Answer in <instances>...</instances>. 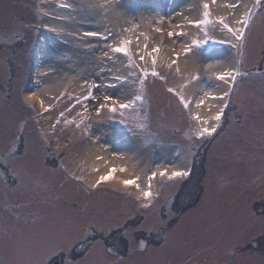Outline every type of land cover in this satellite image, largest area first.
Instances as JSON below:
<instances>
[{
	"label": "rangeland",
	"instance_id": "rangeland-1",
	"mask_svg": "<svg viewBox=\"0 0 264 264\" xmlns=\"http://www.w3.org/2000/svg\"><path fill=\"white\" fill-rule=\"evenodd\" d=\"M101 1L0 0V264H264V0L235 32L241 39L219 23L240 0H194L183 18V0ZM106 2L121 15L107 20ZM205 3L207 19L219 10L212 29L202 22ZM176 30L179 38L167 37ZM123 41H131L132 67L113 52ZM197 42L204 60L239 55L235 89L213 124L221 128L203 138L193 110L203 111L194 98L204 83L181 68ZM137 94L142 101L122 115L118 104ZM103 135L120 139L109 159L122 146L133 158L150 153L152 167L166 163L150 199L121 178L91 179V150ZM180 158L187 167L168 170ZM179 171L188 175L174 177ZM141 232L160 243L148 245ZM106 236L127 252L98 238Z\"/></svg>",
	"mask_w": 264,
	"mask_h": 264
},
{
	"label": "bare ground",
	"instance_id": "bare-ground-1",
	"mask_svg": "<svg viewBox=\"0 0 264 264\" xmlns=\"http://www.w3.org/2000/svg\"><path fill=\"white\" fill-rule=\"evenodd\" d=\"M102 1L104 2L106 0H102ZM109 5L111 7L115 6L118 8L121 6V3H119V1H116L111 4L109 3ZM75 6L76 4L73 3V7H70L71 10L76 11L77 9H75ZM183 6L184 7L180 9V11L177 13L178 17L181 16L183 18L185 17L186 14L192 11L193 7L195 6L194 0H183ZM254 6H255V0H240V6H239L240 8L238 9L237 12L234 13L235 14L234 17L230 16L228 18V20L226 21V24L231 29H233L234 32L241 34L245 25L238 23V21L248 20L250 16L252 15ZM101 7L104 8V14H105L104 17L107 20H111V17L113 16H115L116 18L121 15V13H118L116 10L113 11L109 9L107 6V2L106 4L105 3L102 4ZM214 7H215L214 8L215 15L213 16L214 19L213 18H211L210 20L207 19V23H205L206 27L208 26L209 29L210 28L212 29V26H213L212 23L217 21L215 17L220 16L218 14L219 12L218 8L216 6ZM110 13L112 15H110ZM156 17L157 15L153 11L149 19L151 21L152 20L155 21ZM204 20L205 19L203 18L202 22ZM232 33L233 32H231V34ZM169 34L170 33L167 34V37L179 38V35L181 33H180V30H176L174 34L171 33V36ZM103 38H105V36ZM230 39H231V35L227 34L225 36V41L229 42ZM205 40L208 41L207 38ZM100 48H102L103 50L106 49L104 46H101ZM198 50L199 48L196 47L191 58L188 59L183 64H181V68H182V71L184 72L186 79L189 82H193L197 78H200V76L202 78L201 82L204 83L205 87H203V89L205 90V93H202V96L197 100L195 105L199 106L201 101L204 102L203 105L200 106L201 108H203V111L199 112L200 111L199 109L198 112H199V115L205 118L204 121L206 124V128L211 129L210 123L211 122L215 123V121H217L215 119V116L221 111H223V108H224L223 106H225L224 100L227 98V94L229 93V89L231 88V85L233 82V80L228 81V82L219 80L217 79V77L225 72H229L233 76L236 77L237 75L236 73L238 70L239 55L238 54L236 55V52H235L234 54L232 53L231 57L226 58L224 54L222 53V51L221 52L219 51L216 54H213L212 56L204 60L203 59L204 53L199 54ZM183 53H186V51L184 49H181L180 54H183ZM224 53L226 52L224 51ZM36 81L41 82V79H38ZM194 87L195 85L192 84V86L190 87V90L195 89ZM50 90H51L50 88H45V92L40 91V93H43L42 95L44 96V93H48L50 92ZM95 137L96 135L95 136L93 135L92 142H94ZM103 137H104L103 140L98 141L97 144L95 145V148L91 150L92 158H93V161H95V164H94V168H90L89 170L96 171V173L93 174L91 179L93 181H96L99 177L107 175L109 172V169H117V171L114 173V178L116 179L121 178L122 180H129V179H134L137 177L139 178L138 179V183L140 184L139 197L140 199L144 198L142 195V191L149 190L148 185L151 184V181H152V179L150 180L149 177L151 176L152 173H156V176H157L161 172H165L164 170L166 168V165H165L166 163L162 162L157 167H152L149 161L151 158L150 153H148L142 159L133 158L132 156L133 152H131V150H128V148H126V150H122L123 151V152L121 151L122 153L120 152V149H124V147L122 146H120L121 148L115 150L117 151V153L118 152L121 153V155H119V153L118 154L116 153L113 155L114 157L112 159H109V154L112 151L111 146L113 145L114 148L118 147L117 141H120V139L115 138L111 140L106 135H103ZM98 157L102 159H98ZM185 161L186 160L184 158H180L177 163L169 162L167 164V168L168 170L171 169L170 171L172 172L175 171L174 170L175 168L176 169L179 168V170L183 171L184 168L187 167V165L185 164ZM120 168H125L126 171L125 172L118 171V169Z\"/></svg>",
	"mask_w": 264,
	"mask_h": 264
},
{
	"label": "snow or ice",
	"instance_id": "snow-or-ice-1",
	"mask_svg": "<svg viewBox=\"0 0 264 264\" xmlns=\"http://www.w3.org/2000/svg\"><path fill=\"white\" fill-rule=\"evenodd\" d=\"M212 2L215 3L216 0H212ZM256 3H261V0H256ZM233 6H235V5H233ZM203 8H204V16H205V20H204L203 22H204V23H207V17L209 16V11H208V9H209V5H208L207 3H205V4L203 5ZM193 23L195 24L196 27H199V26H200V22H193ZM219 23L223 24V26H224L229 32H233L234 35H237V39H241V38H242L241 35L236 34V33L233 31V29H231L227 24L224 23V21H220ZM238 23H241L242 25H247V24H248V21H247V20H242V21H238ZM84 34H85L86 36H96V35H98V33H96V32H89V31H85ZM169 35L171 36V33H170ZM130 44H131V41H123V42H122V46H120V47H116V48L113 49V52L118 53V54H122V55H124V56H128V57H129V63H128V65H127L128 67H132V66H133V65H132V61H131L130 52H129V45H130ZM200 46H201L200 43L197 42L196 47H200ZM145 48H147V45H145ZM152 51H153V52H158L159 49L156 48V49H153ZM189 51H190V49L186 50V53H185V54L187 55ZM140 59H141V61H143V60H144V57L141 56ZM152 63H153V65H155V63H156V59H155V57H153ZM152 75H153V76H157V75H159V73L153 71V72H152ZM217 79L228 82V81H232V80H234V79H235V76H233V75H232L231 73H229V72H225V73L219 75V76L217 77ZM122 82H123V83H127L126 80H125V81H122ZM142 87H143V81H141V90H142ZM168 91L171 92V91H173V90H172V89H168ZM106 99H110V98L106 97ZM142 99H143V98H142L139 94H137V95L134 96L133 99L129 100L127 103H119V104H118V108H119V110L121 111V114L123 115L124 111L127 110V109H132V108L134 107L135 103H136L137 101H142ZM113 103H114V105L116 104L115 101H114ZM181 103L183 104V106H184L185 108L188 107L189 102L186 101V100H184L183 98H181ZM203 103H204V102L201 101L199 106H202ZM109 110H110L111 112L115 113V112L117 111V106L110 107ZM221 116H222V111H221L220 113H218V114L215 116V119H216L217 121H219V120L221 119ZM144 119L146 120L147 117L145 116ZM193 119H195V120H199L200 118L197 116V117H193ZM146 127H147V125H142V126H139V127H138L137 129H135V130H134V129H130V131H134V132L139 131V132H142V131H144V129H145ZM215 131H216L215 128H212V129H207V128H205V129H200V130L197 132L196 135H197V138H203L204 135H212ZM144 142H145V145H147L150 141H149L148 139H145ZM98 159H102V158L98 157ZM97 171H98V169H97ZM116 171H117V169H109V172H108L107 175H105V176H101V177H100V179L97 181V185H99L100 183L107 182V181L113 179V178H114V173H115ZM118 171H120V172H125L126 169H125V168H120V169H118ZM160 175H161V176H165L166 173L161 172ZM186 175H188L187 172H176V173H173V176H174V177H175V176H186ZM155 176H156V173H152L151 176L149 177V179H150V180H151V179H154ZM138 179H139V178L137 177V178H134V179L123 180V181H121V183H122L123 186L126 187V188H127V187H136L137 190H140V184L138 183ZM148 188H149V189L151 188V184L148 185ZM142 195H143L144 199L147 200V199H150V198H151L152 193H151L150 190H144V191H142Z\"/></svg>",
	"mask_w": 264,
	"mask_h": 264
},
{
	"label": "trees",
	"instance_id": "trees-1",
	"mask_svg": "<svg viewBox=\"0 0 264 264\" xmlns=\"http://www.w3.org/2000/svg\"><path fill=\"white\" fill-rule=\"evenodd\" d=\"M249 31V30H248ZM248 31H247V33H248ZM237 86V85H236ZM233 87H234V85H233ZM234 89H235V87H234ZM234 97V96H233ZM228 110H229V108H227V110H226V112L224 111V115L226 114H228ZM221 124L222 123H220L219 124V126H218V128L217 129H220L221 128ZM224 126V125H223ZM223 128V127H222ZM217 131V130H216ZM208 144V143H207ZM205 160V157H203L202 158V162ZM133 224H135V223H133ZM132 225V221H129V222H127L126 223V227H128V226H131ZM142 233V236L140 237L139 236V238L141 239V240H143L144 239V241H146L147 242V244L148 245H158L159 243L158 242H156V241H154L155 240V238H153L152 236H146L143 232H141ZM107 236H109V235H107ZM98 237V238H100V239H102L103 241H105L108 245H109V248L110 249H112V250H114L115 252H121L122 254H124L125 252H127V245H125V248H124V250L122 249V247L119 249V247H117L116 246V244L115 245H111V244H109L108 242H109V240H110V238L109 237ZM98 238L96 237L95 238V240H98ZM91 243V242H90ZM253 245V247H255L254 246V243L252 244ZM89 249V244L88 245H86L85 246V248L83 249V252H80V253H77V254H75L74 256H72V258L73 259H77V258H82L84 255H85V252H86V250H88ZM260 249H263L262 251H264V246H261L260 247ZM56 261H58V259H53L52 260V262L54 263V262H56ZM52 263V264H53ZM60 264H61V262H60Z\"/></svg>",
	"mask_w": 264,
	"mask_h": 264
},
{
	"label": "water",
	"instance_id": "water-1",
	"mask_svg": "<svg viewBox=\"0 0 264 264\" xmlns=\"http://www.w3.org/2000/svg\"><path fill=\"white\" fill-rule=\"evenodd\" d=\"M254 246H256V243H254ZM53 264H60V262L59 261H56Z\"/></svg>",
	"mask_w": 264,
	"mask_h": 264
}]
</instances>
